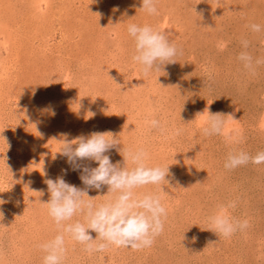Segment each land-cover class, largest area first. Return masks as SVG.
<instances>
[{
	"label": "rangeland",
	"instance_id": "rangeland-1",
	"mask_svg": "<svg viewBox=\"0 0 264 264\" xmlns=\"http://www.w3.org/2000/svg\"><path fill=\"white\" fill-rule=\"evenodd\" d=\"M141 7V0H0V264H43L40 245L61 231L44 204L45 181L63 177L84 188L59 154L62 134L92 132H111L121 148H144L149 166L169 167V182L135 190L160 195L167 218L141 251L90 254L66 235L63 264H264V164L224 167L229 153L264 151V63H255L264 60V0H158L156 16ZM130 24L169 35L183 54L145 76L132 60ZM242 52L252 56L251 69ZM206 108L223 114L222 135L203 134ZM107 193L105 186L88 195L100 205L117 195ZM233 201L228 215L250 226L219 238L209 217Z\"/></svg>",
	"mask_w": 264,
	"mask_h": 264
},
{
	"label": "clouds",
	"instance_id": "clouds-1",
	"mask_svg": "<svg viewBox=\"0 0 264 264\" xmlns=\"http://www.w3.org/2000/svg\"><path fill=\"white\" fill-rule=\"evenodd\" d=\"M141 4L140 9L147 14H159L158 0H141ZM250 27L253 32L262 30L259 24H252ZM127 31L135 42L132 60L141 65L145 76L151 72L164 71L166 65L175 63V58L183 54L182 49L171 41L169 35L151 25L130 24ZM242 44L245 48L249 46L246 40L242 41ZM239 59L245 68L253 67V58L248 53L242 52ZM255 63L259 65L264 63V60L258 59ZM205 112L210 113L208 108L203 113ZM222 116L220 113H210L206 126L202 129L205 136L223 134L227 121L222 119ZM149 125L162 134L166 131L158 119L150 120ZM109 133L111 132H92L71 140L67 139L68 134H62L64 139L59 154L66 158L73 171L80 172L84 188L66 182L63 177L45 181L50 198L44 204L48 207L49 216L61 231L52 240L40 245L46 253L43 264H63L67 251L66 235L83 245L84 250L91 254L103 253L110 246L141 251L151 247L156 237L163 233L167 209L161 196H138L135 190L148 185H161L166 180L169 182L166 178L169 175V167L149 166V153L144 148L135 151L124 146L121 148L117 136L111 133V138H107ZM176 135H179V131ZM112 150L123 157L122 162H112L108 154ZM85 161L89 163H84ZM91 162L98 166L92 167ZM250 162L255 165L264 164V151L255 156L243 151L229 153L224 167L234 170ZM129 163L134 167L129 168ZM105 186L108 188L107 195H117L100 205L93 204L92 200L95 198L88 195L89 190L102 191ZM235 207V201L221 205L219 211L209 217V230L219 238H231L238 231L242 232L250 226L248 220L239 221L228 215L227 209ZM78 214L83 215V222H72ZM93 232L96 233L95 238L92 236Z\"/></svg>",
	"mask_w": 264,
	"mask_h": 264
}]
</instances>
